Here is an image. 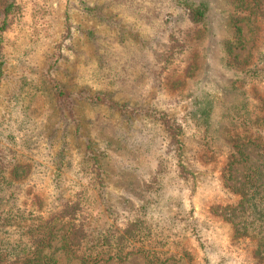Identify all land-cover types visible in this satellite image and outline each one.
Listing matches in <instances>:
<instances>
[{"label":"rangeland","instance_id":"374dc122","mask_svg":"<svg viewBox=\"0 0 264 264\" xmlns=\"http://www.w3.org/2000/svg\"><path fill=\"white\" fill-rule=\"evenodd\" d=\"M5 2L0 264H259L264 0ZM63 201L95 234L137 220V254L84 260Z\"/></svg>","mask_w":264,"mask_h":264},{"label":"trees","instance_id":"16d2710c","mask_svg":"<svg viewBox=\"0 0 264 264\" xmlns=\"http://www.w3.org/2000/svg\"><path fill=\"white\" fill-rule=\"evenodd\" d=\"M13 7V2H5V7L0 10V16L3 17L2 25L0 26V82L3 77L4 67V34L6 33L9 26L8 15L12 13V10L14 9ZM189 10V18L194 23L201 22L206 17L205 10L201 7H191L189 8ZM55 88L59 90L60 97H64L63 92L59 89L60 87L56 85ZM89 98L92 99L94 97ZM96 98L100 100V97ZM162 118L164 124L167 125V129L170 131L171 136L173 137V141L180 145V127H174V124L170 123L167 116H163ZM255 145L258 148L262 147V145ZM232 146L236 150L237 154L242 157V147L240 145H236L235 143ZM181 149L182 146H180L179 151ZM251 186H253V184H251ZM252 206L254 208V212H256V210L259 208L257 205ZM84 213L85 211L81 209L79 205L74 201H63L61 209H59V211L55 215V217L58 218L61 223L69 225L64 236L65 244L75 251H82L84 260L94 263H100L102 261H106L107 257L108 260H125L130 255L137 254V236H139L143 230V226L140 223H137V220L132 221L123 229L112 227L113 229L107 231L106 233L95 234L94 224L87 223L86 220L90 218H88L89 216L86 213L84 215ZM79 214L82 217L81 221L78 220ZM259 226L260 230L263 231V225L260 224ZM248 230V227L242 226L239 231L247 233ZM44 240L45 239H43L42 241ZM261 247L263 248V250L261 251L262 254L259 257L258 262L259 264H264V235L260 242L259 249H261ZM23 250L24 252H26V248H24ZM27 260L29 264L33 262V259H31V257L27 258ZM24 261H26V259Z\"/></svg>","mask_w":264,"mask_h":264}]
</instances>
